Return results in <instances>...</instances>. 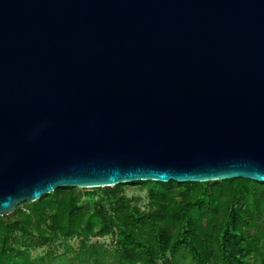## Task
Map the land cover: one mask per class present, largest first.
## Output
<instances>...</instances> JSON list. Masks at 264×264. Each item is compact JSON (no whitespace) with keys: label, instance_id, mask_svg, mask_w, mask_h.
Instances as JSON below:
<instances>
[{"label":"water","instance_id":"1","mask_svg":"<svg viewBox=\"0 0 264 264\" xmlns=\"http://www.w3.org/2000/svg\"><path fill=\"white\" fill-rule=\"evenodd\" d=\"M236 179L264 183V0H0V217Z\"/></svg>","mask_w":264,"mask_h":264},{"label":"trees","instance_id":"2","mask_svg":"<svg viewBox=\"0 0 264 264\" xmlns=\"http://www.w3.org/2000/svg\"><path fill=\"white\" fill-rule=\"evenodd\" d=\"M126 186L146 189L132 205ZM0 217V264H264V183L140 182L113 191L60 188ZM81 239L75 257L31 252ZM111 237L112 247L101 240Z\"/></svg>","mask_w":264,"mask_h":264},{"label":"rangeland","instance_id":"3","mask_svg":"<svg viewBox=\"0 0 264 264\" xmlns=\"http://www.w3.org/2000/svg\"><path fill=\"white\" fill-rule=\"evenodd\" d=\"M76 189L78 192H92L94 190V189L84 190V189H79V188H76ZM102 190H105V189H102ZM124 194L131 201L132 205H138L143 208L146 207V204L148 202L146 189L141 188L139 186H126L124 188ZM25 207L26 206H24L22 203L16 208V210L19 208L25 209ZM13 214L10 215V217H12ZM80 242H81V239L78 237H74L73 239L67 240V241L66 240H60V241L54 240L52 244L39 248L35 251H32L31 254L35 259H40L44 257L48 252L53 251L56 255L65 253L70 258H74L75 251H78L80 249ZM101 242L107 245L108 247H112L111 237L105 238L101 240Z\"/></svg>","mask_w":264,"mask_h":264}]
</instances>
